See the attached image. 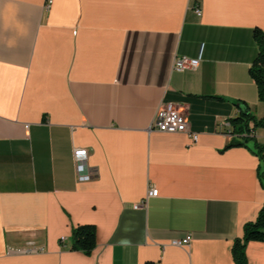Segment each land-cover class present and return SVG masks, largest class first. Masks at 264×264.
I'll return each mask as SVG.
<instances>
[{"label": "crops", "instance_id": "crops-1", "mask_svg": "<svg viewBox=\"0 0 264 264\" xmlns=\"http://www.w3.org/2000/svg\"><path fill=\"white\" fill-rule=\"evenodd\" d=\"M47 2L0 0V264H234L264 188L253 140L223 149L224 132L243 102L264 117L249 75L264 0ZM182 55L199 65L174 70ZM168 104L196 141L151 128ZM254 136L264 145V126ZM85 223L88 255L70 249ZM245 254L264 264V242Z\"/></svg>", "mask_w": 264, "mask_h": 264}, {"label": "trees", "instance_id": "trees-1", "mask_svg": "<svg viewBox=\"0 0 264 264\" xmlns=\"http://www.w3.org/2000/svg\"><path fill=\"white\" fill-rule=\"evenodd\" d=\"M252 35L257 46V52L249 67V75L256 85L258 99L264 102V30L255 26ZM243 103V108H239L237 114L228 119L230 128L226 129L224 133L229 135L230 140L223 149L238 146L248 147L247 142L253 140V146L250 149L261 162L259 181L264 188V145L256 141L255 136H253L257 127L264 126V117L257 118L249 110L248 104ZM250 123H252V127H250ZM249 241L264 242V202L258 209L256 216L243 224L242 235L237 236L232 242L231 256L234 264H248L245 248ZM95 245L96 229L93 224L85 223L72 227L70 249L88 255ZM145 264L154 263L146 262Z\"/></svg>", "mask_w": 264, "mask_h": 264}, {"label": "built area", "instance_id": "built-area-1", "mask_svg": "<svg viewBox=\"0 0 264 264\" xmlns=\"http://www.w3.org/2000/svg\"><path fill=\"white\" fill-rule=\"evenodd\" d=\"M51 4V0H48L46 7L48 8ZM194 12L197 16H200L202 11L199 7L194 8ZM199 65V61L196 58H191L185 55L177 56L173 62V69L176 71H183L185 69H193ZM229 125V124H228ZM252 127V123H250ZM27 128V126H26ZM151 128L162 132V133H182L186 132L192 138L193 141H196L197 134L189 131L188 119L184 112L180 108H175L174 106L168 104L160 107L153 119ZM252 135V134H250ZM254 136V132H253ZM75 161V170L77 174V179L80 182L88 181L91 178V175L87 167V158L88 151L86 148H78L74 150L73 153ZM156 188H148L146 197L140 202L133 205L134 208H140L146 206L147 197L156 196ZM191 236L187 235L185 238L180 240H173L172 245L175 246H186L189 244ZM18 252L24 251L23 249L17 250Z\"/></svg>", "mask_w": 264, "mask_h": 264}, {"label": "water", "instance_id": "water-1", "mask_svg": "<svg viewBox=\"0 0 264 264\" xmlns=\"http://www.w3.org/2000/svg\"><path fill=\"white\" fill-rule=\"evenodd\" d=\"M244 105H240V108L242 109Z\"/></svg>", "mask_w": 264, "mask_h": 264}, {"label": "rangeland", "instance_id": "rangeland-1", "mask_svg": "<svg viewBox=\"0 0 264 264\" xmlns=\"http://www.w3.org/2000/svg\"><path fill=\"white\" fill-rule=\"evenodd\" d=\"M251 141H252V140H250L248 143L251 144Z\"/></svg>", "mask_w": 264, "mask_h": 264}]
</instances>
